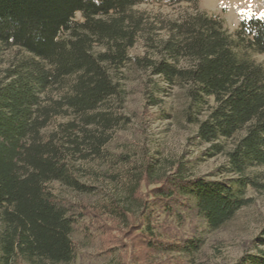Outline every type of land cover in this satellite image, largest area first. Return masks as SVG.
I'll return each mask as SVG.
<instances>
[{"label":"trees","instance_id":"1","mask_svg":"<svg viewBox=\"0 0 264 264\" xmlns=\"http://www.w3.org/2000/svg\"><path fill=\"white\" fill-rule=\"evenodd\" d=\"M142 1L0 0V43L30 54L0 82V264L70 263L78 251L75 229L87 216L85 229L99 236V254L116 256V264H136L143 253L144 260L166 254L174 264H191L183 255L198 251L204 240L184 236L178 227L183 219L219 228L250 202L249 188L264 186L251 171L264 164V64L251 55L264 53V18H244L230 33L218 16L199 12L188 16L183 43L168 40L170 58L148 66L166 83L185 88L195 137L207 144L204 154L226 156L219 169L227 177L190 176L185 170L153 176L148 165L131 188L137 212L116 201L79 203L76 216L57 198L54 182H80L55 133L43 132L61 108L44 104L43 95L74 76L65 104L89 116L121 93L112 70L130 60L141 30L140 18L130 11ZM180 52L188 65H177ZM253 243L255 252L236 264H264V224Z\"/></svg>","mask_w":264,"mask_h":264},{"label":"rangeland","instance_id":"2","mask_svg":"<svg viewBox=\"0 0 264 264\" xmlns=\"http://www.w3.org/2000/svg\"><path fill=\"white\" fill-rule=\"evenodd\" d=\"M130 12L140 18L141 30L128 51L129 62L112 70L115 79L120 81L121 93L101 102L88 112L89 116L65 104L74 76L65 78L43 95L44 104L54 107L61 104L56 122L50 123L43 132L55 133V140L73 160L80 182L77 187L56 181L52 189L76 216L82 212L79 203L105 205L116 201L137 212L139 204L131 196V188L138 177L144 176L148 165L153 176L185 170L190 176L227 177L220 174L219 169L226 163V156L204 154L207 144L195 137L197 124L191 120L194 113L189 115L187 112L185 88L166 83L162 76L153 74L148 63L170 58L166 46L168 40L184 42L189 15L206 12L218 16L226 29L234 33L244 18H264L261 15L264 0L179 3L143 0ZM251 55L264 64V53L252 52ZM29 56L19 46L0 43V82L5 79L9 67ZM175 61L178 66L189 64L188 56L182 52ZM203 116L200 114L201 118ZM251 171L264 185V164L252 167ZM247 196L250 202L219 228L212 229L204 221L190 216L177 225L184 236L196 234L204 240L198 251L183 255L186 261L191 264H236L244 254L255 252L253 241L264 224V186L249 188ZM90 219L83 217L77 224L73 238L78 243V251L74 260L67 264H116V256L99 254V236L91 230L87 233L85 229ZM144 254L136 259V264L176 262L166 254H150L144 260ZM12 264L39 262L13 260Z\"/></svg>","mask_w":264,"mask_h":264},{"label":"snow or ice","instance_id":"3","mask_svg":"<svg viewBox=\"0 0 264 264\" xmlns=\"http://www.w3.org/2000/svg\"><path fill=\"white\" fill-rule=\"evenodd\" d=\"M261 15H262V17H264V13H262Z\"/></svg>","mask_w":264,"mask_h":264}]
</instances>
